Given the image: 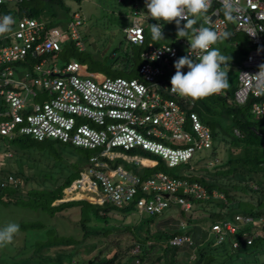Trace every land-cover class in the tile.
Returning <instances> with one entry per match:
<instances>
[{
  "label": "built area",
  "instance_id": "built-area-1",
  "mask_svg": "<svg viewBox=\"0 0 264 264\" xmlns=\"http://www.w3.org/2000/svg\"><path fill=\"white\" fill-rule=\"evenodd\" d=\"M21 1L0 0V17L11 15L16 21L12 31L0 37V135L56 139L95 151L79 178L64 190L76 193L79 198L75 200L132 206L159 215L172 203L187 212L194 205L192 200L223 199L218 191L209 193L204 185L189 179L192 166H182L190 164L198 152L213 149L210 129L192 109L194 100L174 94L166 76L182 56L189 54L199 62L202 53L190 49L192 35L175 36L169 43L153 41L152 36L146 41L145 27L149 22H161L147 17L145 4L144 10L135 5L125 38L144 46L138 77L97 79L82 73L85 66L77 60L59 59L65 41L77 50L84 49L78 30L82 16L68 14L65 29L60 30L58 17L19 15ZM228 4L233 8L231 19L225 15ZM204 22L218 33L231 25L235 33L248 37V51L237 66L238 80L229 101L250 102L251 113L257 118L264 116V0H212ZM214 95L226 96L227 91ZM234 132L239 135L237 129ZM139 151L158 159L146 157L152 164H144ZM117 160L136 167L160 162L167 168L143 175L145 170H127ZM217 161L209 160L206 165ZM176 167L180 172L171 174ZM9 181L15 182L14 177L9 176ZM259 227L264 228V217L242 214L211 224L219 244L241 232L245 244L250 245ZM191 242V236L181 234L171 238L169 245ZM229 244L234 250L240 248L235 238H230ZM139 250L135 244L130 253L137 255Z\"/></svg>",
  "mask_w": 264,
  "mask_h": 264
},
{
  "label": "trees",
  "instance_id": "trees-1",
  "mask_svg": "<svg viewBox=\"0 0 264 264\" xmlns=\"http://www.w3.org/2000/svg\"><path fill=\"white\" fill-rule=\"evenodd\" d=\"M66 1L22 0L18 5L19 15L38 19L55 18L59 17V14L64 11V16L67 17L69 7ZM144 30L146 41L151 40L149 25ZM168 30H171L170 26L165 28L163 25V34L167 33ZM248 47L246 45V51H248ZM133 49V58L135 63L139 64L141 60L139 52L144 50V46L133 45ZM76 52L73 46L68 47L66 45L63 47L60 56L64 60H68L75 58ZM128 55L129 52L128 54H123V59H128ZM82 64L85 63L82 62ZM88 70L103 72L96 66H89ZM115 72L117 73V71ZM173 75H167L169 83ZM132 77H138V73H135ZM230 87L231 89L227 88L226 96L213 94L207 98L197 99L194 100L195 104L192 107L202 123L210 129L212 143L216 146L222 144L221 147L225 146V148H228L225 163L223 164V166H226L225 169H219L215 173L206 169L205 171H196L189 175V179L204 185L209 193L212 190H216L223 195V199L192 200L193 206H197L199 210L207 212V218L212 223L219 222L220 219H232L235 214L250 215L255 218L264 217V197L261 194L253 201L255 204L254 208L250 210L239 208L244 200L248 201L250 199L249 201H252L254 198L253 192L264 190V182L261 186V176L264 178V117L257 118L251 113L250 102L240 105L229 101L236 88V83L230 85ZM234 129L238 130L239 135L235 134ZM224 143H228V146ZM66 146L72 147V154L67 153L68 151L65 150ZM260 148L263 149L261 154L259 153ZM74 150L81 152L79 158L74 156ZM7 152H12L14 160L6 157L5 154ZM134 152L137 151H131L130 153ZM92 153H95V151L73 146L70 143H62L56 139L38 141L26 135H16L11 138L0 135V203L40 211L45 214L44 217L46 215L55 217V221L52 224L43 222L48 219V216L45 219H34L18 224L20 230L14 236V239L18 240L19 235L22 234V241H27L29 238L27 231L32 230L39 231V237L43 238L37 243V247L33 248L32 259L36 264H149V261L151 263L162 261L161 264H234L235 259L244 258L242 251L249 250L248 247H246L247 249L245 246L243 249L240 247L241 251H236L238 249L228 251L229 248H226L227 241L214 247L199 248L196 246L193 249V252H195L193 260L180 261L178 258L179 253H181L180 246L185 243L179 246H172L169 245V240L176 235H181V231L165 232L157 230V232H151L149 224L155 219V215H152L154 217L140 219L139 223L133 227L124 225V228H114L117 231L116 235L127 232L131 235L134 243L127 245L125 249L114 250V247H119V243L116 241V244L113 243L112 248L107 252L109 254L111 250H114L113 253L109 254V257L106 254L103 255L105 250H99L98 253L100 255L98 257L87 261L82 260L80 257V260L75 258L76 260L74 261V254L81 253L85 243H87L88 247H94L96 243L101 242L96 240L95 243H92L90 240L91 237L100 235L102 230L96 227H101L100 225H88L89 213L92 214L95 221L107 224L112 217V213L117 210H121L123 214L134 211L132 206L116 207L109 203L93 204L85 199L62 200L64 190L79 178ZM139 153L150 157L149 153L141 151ZM212 153L215 154L216 151ZM49 155L53 157L50 158ZM119 162L121 160L116 161V163ZM159 163L154 169H146L143 175H149L159 169L166 170L167 167ZM236 163H239L238 166L241 167L234 166V168H231L232 170H227V168ZM125 165L129 168L127 164ZM216 165L219 166L218 164ZM213 168L215 169L216 167ZM176 170L177 168L172 169L171 174ZM9 176H13L15 182L9 181ZM20 181L34 186L22 192ZM252 184L259 186V189H254ZM233 188L236 189L231 191L230 189ZM237 189L238 191H236ZM240 191H249V193L244 195L246 198H243ZM56 201L60 202L55 204ZM75 208L79 212L76 224L71 219L73 215H64L72 212ZM61 213L63 214L62 216ZM57 220H59L58 225L56 224ZM189 220L191 221V217H189ZM61 228L66 229L63 231ZM69 230L76 232L75 237L70 235ZM81 231H83L82 238L78 240L77 232ZM235 239L245 245V240L241 238V233H238ZM134 244L140 246L137 255L130 253V249ZM249 247L251 249L249 254H256L258 250L262 251L264 248V234L258 233V236L254 238ZM220 251L221 253H219ZM155 255L156 257H154ZM136 259L139 261L138 263H135ZM244 264L248 263L245 262ZM253 264H257V262Z\"/></svg>",
  "mask_w": 264,
  "mask_h": 264
},
{
  "label": "rangeland",
  "instance_id": "rangeland-1",
  "mask_svg": "<svg viewBox=\"0 0 264 264\" xmlns=\"http://www.w3.org/2000/svg\"><path fill=\"white\" fill-rule=\"evenodd\" d=\"M137 1V6L141 10H144V4L145 0H136ZM132 2L133 0H67L66 4L69 7V10L73 12H77L80 16H82L83 22L81 26L79 27V33H80V40L84 46V50L80 51L75 49L77 52L75 54V60L80 62H84L87 67L89 66H96L100 70L104 72V76L107 77H115V76H121L124 78H130L137 73V66L133 58L134 54V49L133 46L127 42L124 38L125 35V29L130 26L133 22V19L131 18V13L129 12L132 10ZM65 15V12L62 11V13L59 14L58 21H61L62 25L66 24L65 19H63ZM205 14L201 17L197 18V26H202L205 27L206 24L204 22ZM161 24L164 26H169L171 23L166 24L163 23V21H160ZM185 21H181L180 26L183 27V24ZM149 24H153V22H149ZM148 24V25H149ZM62 30V29H61ZM171 30L177 31V25L175 22H172L171 25ZM188 35H191V31L188 30ZM164 39L159 40V42H165L169 43L173 40L175 36H179L177 34H170V33H165ZM247 41L248 38L244 33H239L237 35V38L234 40H228L225 39L222 42H218L217 44L212 45L213 48H218L220 53L224 55L225 57H229L227 63L223 66V70L227 73L228 80H229V89H231L230 85L234 84L238 80V70L233 67V66H227V64H234L238 66L240 64V54H239V48L234 44V42L240 43L242 41ZM68 47L70 45L67 44ZM182 52L185 51V47H181ZM72 50V48H71ZM127 51L130 53L131 58L129 59H123V53ZM122 57V59H121ZM172 69L174 70L175 68L172 65ZM112 70V71H111ZM115 71H117V74ZM182 72L186 73L188 69L185 67L181 69ZM224 91H227L225 89ZM264 125V121H263ZM263 139H264V134H263ZM55 140V139H54ZM228 146V145H226ZM67 147V146H66ZM66 151H68V154H72V147L69 146L65 148ZM226 148L225 146L222 147L220 151H217L214 155L211 154L209 150H204L197 154L196 159L200 160L202 158H212L214 156L215 158H221V162L224 164L225 159H226ZM259 153L261 154L263 152V149H259ZM80 151L74 150V156L76 158H79L80 156ZM93 154V153H92ZM91 154V155H92ZM6 157L10 160H14V156L12 152H7ZM90 155V156H91ZM49 157H53L52 155ZM152 159L157 160L158 157L154 155H150ZM54 159V158H52ZM79 161V160H78ZM16 163V162H15ZM221 163V164H222ZM218 164V163H217ZM239 163L234 164L233 166H230L227 168V170L234 168V166H238ZM17 165V163H16ZM212 165L208 167H204L203 165H197L196 169L197 171H205L206 169H209L211 172H216L219 169H225L226 166L222 165L217 168L211 167ZM232 170V169H231ZM175 172L179 173V168ZM260 175V174H259ZM76 177V176H75ZM261 186L264 182V178L261 176ZM20 185L22 188V192H25L29 188L33 187L34 185H30L27 183H23L20 181ZM254 189L258 188L256 184H253L252 186ZM234 189H230L231 191H234ZM238 191V189L236 190ZM241 195L243 198H246L244 196L245 194H248L249 191H240ZM232 193V192H231ZM261 194L262 197H264V190L261 192L255 191L253 192L254 198L252 201H249L250 199L244 200V202L241 203L239 206L240 209L242 210H250L254 208L255 204L253 201L256 200V198ZM79 196L75 193H69L68 191L64 192V196L62 200H73L77 199ZM60 201H56L55 204H57ZM251 202V203H250ZM76 209V210H75ZM72 210V212H69L66 215H73L72 220L75 222L74 224L77 223L78 221V209L75 208ZM212 209V208H211ZM209 210V209H208ZM167 212H170L171 214H176V216L180 215V219H182L185 224L183 228H180L181 233L185 234L187 232L192 231L193 229V223L197 222V224L200 226V228L204 229L205 231H210L211 230V220L207 218V212H203L199 210V207L193 206L190 211L185 212L181 207L172 205L170 206L167 210ZM165 213V212H164ZM44 213L40 211H35L29 208L24 209L23 207L19 206H13V205H4L0 203V228L5 227L9 223H17L19 224L20 222H29L30 220L34 219H40L43 218L45 219L48 215L44 217ZM63 214L61 213V216ZM161 215V214H160ZM159 215V216H160ZM156 216V217H159ZM154 217L152 215L146 214V213H139V211L134 210L132 212H128L123 214L121 210H117L116 212L112 213V217L110 218L109 222L107 224H104L103 222H97L95 221V218L92 216L91 213H89V221L87 222L88 225L90 226H95V225H100L96 226L102 230V233L97 236H93L90 238L92 243H95L96 240H100L101 242H98L95 244L94 247H88L87 243H85L82 247V252L74 254V261L76 259L80 260V257L82 260L87 261L88 259H93L95 257H98L100 254L98 253L99 250H105L103 255H107L108 257L110 256V253H113V251L116 249L118 250H123L126 248L127 245L134 243L131 235L127 232L124 234H118L116 235V232L114 228H124L123 226H129L133 227L135 224L139 223L140 219H145V218H151ZM189 217H191V221L189 220ZM60 219V218H57ZM222 220V219H220ZM219 220V221H220ZM55 221V217H49L48 219L44 220L43 222L46 224H52ZM59 220H57L56 224L58 225ZM157 219L155 218L154 221H152L149 226L151 229V232H154V229H157L158 225ZM252 224V223H251ZM250 224V225H251ZM122 225V226H120ZM153 227V229H152ZM66 228H61V230H65ZM164 230H169L168 228ZM70 235H73L75 237V231L69 230ZM28 233V240L27 241H22L23 235H19L18 240L13 239V242L9 245H7L4 248H0V264H36V262L32 259V253H33V248L37 247V243L43 240V238L39 237L40 232L37 230H32V231H27ZM258 233L261 235L264 234V228L259 227ZM18 234V233H17ZM83 231L77 232L78 235V240L82 238ZM258 236V234H257ZM51 238V236L49 235ZM47 237V238H49ZM40 238V239H39ZM46 238V237H45ZM209 240L210 242H206L204 244V248L211 246L214 247L216 245L215 241L213 240V236L210 235ZM14 241L16 242L14 244ZM116 241L119 243V247H114V250H111L109 254L107 252L112 248L113 243L116 244ZM135 245V244H134ZM31 246V247H30ZM81 246V243H80ZM79 247V246H78ZM218 249V248H217ZM258 250V249H257ZM263 253V254H261ZM101 257V256H100ZM156 257V255L154 256ZM76 258V259H75ZM221 258V257H219ZM262 258L261 264L264 263V248L262 251L257 252L256 258L253 260H240V259H235L234 264H244L247 262L248 264H253L257 261H259ZM152 259V258H151ZM80 263V262H79ZM149 264H161L162 261L160 262H155L151 263L150 261L148 262ZM66 264V263H64Z\"/></svg>",
  "mask_w": 264,
  "mask_h": 264
},
{
  "label": "clouds",
  "instance_id": "clouds-1",
  "mask_svg": "<svg viewBox=\"0 0 264 264\" xmlns=\"http://www.w3.org/2000/svg\"><path fill=\"white\" fill-rule=\"evenodd\" d=\"M211 2L212 0H145L147 17L163 23L175 22L176 34L181 38L188 35L190 30V49L202 53L199 62H195L189 54L174 62L175 73L170 79V89L180 97L203 99L220 94L229 87L227 73L223 70L229 57L222 55L219 49L213 48L212 45L227 39L230 33H218L208 27H195L197 18L208 11ZM232 11V6L228 4L225 15L229 19L232 18ZM181 21H185L183 27L180 26ZM15 23L11 15L0 17V37L10 33ZM162 27L160 23L149 24L153 41L164 39ZM185 67L188 69L186 73L181 71ZM19 230V225L14 222L0 228V248L11 244Z\"/></svg>",
  "mask_w": 264,
  "mask_h": 264
},
{
  "label": "crops",
  "instance_id": "crops-1",
  "mask_svg": "<svg viewBox=\"0 0 264 264\" xmlns=\"http://www.w3.org/2000/svg\"><path fill=\"white\" fill-rule=\"evenodd\" d=\"M123 0H121V2H122ZM135 5H137V1L136 0H133V2H132V7L133 6H135ZM132 9V8H131ZM131 11V10H130ZM129 11V12H130ZM73 13H77V12H73ZM70 15V14H72V12L69 10L68 11V13H67V15ZM63 19H66V17L64 16L63 17ZM172 24V23H171ZM65 25H62L61 23L60 24H58L57 25V28L58 29H65V27H64ZM81 26V25H80ZM79 26V27H80ZM162 26H163V24H162ZM170 26V28H171V25H169ZM129 27V26H128ZM127 27V28H128ZM126 28V29H127ZM165 28H166V26H165ZM126 29H125V31H126ZM78 30H79V28H78ZM226 31L228 32V33H230V36L227 38L228 40H234L235 38H237V35L239 34V33H235L234 32V29H233V27L230 25L227 29H226ZM177 31H172V30H168V33H170V34H175ZM126 33V32H125ZM124 38H125V35H124ZM248 38V37H247ZM125 40H126V38H125ZM127 41V40H126ZM173 41V40H172ZM171 41V42H172ZM128 42V41H127ZM70 45V46H73V45H71V44H69V42H66L65 41V43H63V47L64 46H66V45ZM131 44V43H130ZM234 44L237 46V48H239V54H240V61L243 59V56L245 55V53L247 52L246 51V45H248L249 46V40H247V41H242V42H240V43H238V45H237V43L236 42H234ZM132 46H133V44H131ZM136 46V45H135ZM75 49V48H74ZM84 50V49H83ZM83 50H80V51H83ZM128 54V52L127 51H125L123 54ZM139 53H141V52H139ZM139 57H140V54H139ZM129 58H131V56H130V53H129V55H128V59ZM59 59H61L62 61H64V62H68V61H71V59H74V58H70V59H68V60H64L63 58H61V56L59 55ZM121 59H122V57H121ZM140 59H141V57H140ZM141 61L142 60H140V63H141ZM135 63V62H134ZM140 63L139 64H136V65H140ZM84 66H85V69H84V71L82 72V73H84V74H88V75H90V76H92V77H94V78H97V79H102L103 77H105L104 76V73L103 72H97V71H94V72H92V71H89L88 70V67H87V65L86 64H83ZM137 66V67H138ZM227 66H233V67H235L236 69H237V66L236 65H234V64H232V63H230V64H227ZM137 73H138V71H137ZM175 73V69L173 70L172 69V67L170 68V69H168V71H167V74H166V76L167 75H169V74H174ZM168 77V76H167ZM261 117H264V116H261ZM260 118V117H259ZM225 145H228V143H224ZM221 145L222 144H218L217 146L216 145H214L213 144V149L214 150H209L210 152H211V154H214V153H212L213 151H220L221 149H222V147H221ZM227 149L228 148H226V150L225 151H227ZM202 152V151H201ZM200 152H198L197 154H199ZM197 154H196V156H195V158H194V160H192L191 162H190V164H185V165H182L183 166V169L184 168H189V166H192L194 169L192 170V171H188L190 174L191 173H194V172H196L198 169H196V166L197 165H203L205 168L206 167H208V165H206V163H207V161H209V160H212V159H214V156L212 157V158H208V157H206V158H202V159H200V160H197L196 159V157H197ZM226 156H227V154H226ZM225 156V157H226ZM141 157H143V162H144V164H152V161H149V160H147V159H145L146 157H148V158H150L148 155H145V154H142L141 153ZM198 158V157H197ZM150 159H152V158H150ZM218 161L213 165V166H211L212 168L213 167H220V166H222L223 165V163L221 162V158L219 157V158H216ZM152 160H155V159H152ZM145 161H147V162H151V163H145ZM121 162L124 164V166H125V168L127 169V170H131V171H134V172H137V170H145L146 171V169L147 170H149V169H154V168H156V166L158 165V163H157V165H155V166H153V167H151V166H143V167H136V166H134L133 164H130V163H128V162H126L125 160H121ZM120 163V162H119ZM218 163V165L219 166H217L216 164ZM222 163V164H221ZM125 164H127L128 166H129V168L125 165ZM188 165V166H187ZM176 168H179V167H176ZM176 168H174V169H176ZM209 169H210V167H209ZM209 169H207V170H209ZM178 170V169H177ZM154 172V171H153ZM252 186H253V184H252ZM172 205H176V204H171L170 206H172ZM176 206H178V205H176ZM165 213H162L160 216L159 215H155V218L157 219V225H158V227H157V229H154V231H156L157 232V230H159V231H165L166 232V230H164V229H166V228H168L169 230H167V231H181L180 230V228H183L184 226H185V224H183V220L182 219H180V215L179 216H176V214H171L170 212H167V211H164ZM139 213H143V212H140L139 211ZM156 216H159V217H156ZM152 229H153V227H152ZM188 234L187 235H189V236H191V238H192V242H191V244H187V243H185L184 245H182V246H180L181 247V250H180V252L181 253H179L180 255L178 256V258H179V260L180 261H184V260H193L194 258V256H195V252H193L194 250V248L197 246V247H199V248H203V246H204V244L206 243V242H210L211 240H209V238H210V235H212L213 236V240L215 241V243H216V245L215 246H218V245H220V244H224V243H226L227 241H228V244H227V246H226V248L228 249V251H233L234 249H232L231 248V246H230V244H229V237L230 238H236V235L235 236H233V237H231V236H228V239L226 240V241H224L223 243H217L216 242V240H215V237H214V234H213V232H210V231H205L204 229H202V228H200V226L197 224V222H194L193 223V229H192V231H190V232H187ZM241 233V232H240ZM250 233V230L248 231V233L247 234H249ZM183 234V233H182ZM186 234V233H185ZM242 234V233H241ZM243 237H245L244 235H243ZM242 237V235H241V238H243ZM244 246H245V248L246 247H248V249L249 250H251L250 249V245H247V244H243V243H241L240 242V247H242V249L244 248ZM247 249V248H246ZM249 250H246L245 252H243L242 251V253H243V257L244 258H241L240 257V259L241 260H253L254 258H256V255H257V253L256 254H254V253H250L249 254ZM235 251V250H234ZM236 251H241V248H239L238 250H236ZM223 252V251H222ZM219 253H221V251L219 252ZM261 254H263V253H261ZM261 261H262V258L259 260V261H257V264H258V262H259V264H261ZM248 262V261H247ZM264 264V263H263Z\"/></svg>",
  "mask_w": 264,
  "mask_h": 264
},
{
  "label": "bare ground",
  "instance_id": "bare-ground-1",
  "mask_svg": "<svg viewBox=\"0 0 264 264\" xmlns=\"http://www.w3.org/2000/svg\"><path fill=\"white\" fill-rule=\"evenodd\" d=\"M145 163H150V162L145 161Z\"/></svg>",
  "mask_w": 264,
  "mask_h": 264
},
{
  "label": "water",
  "instance_id": "water-1",
  "mask_svg": "<svg viewBox=\"0 0 264 264\" xmlns=\"http://www.w3.org/2000/svg\"><path fill=\"white\" fill-rule=\"evenodd\" d=\"M88 200V199H87Z\"/></svg>",
  "mask_w": 264,
  "mask_h": 264
}]
</instances>
